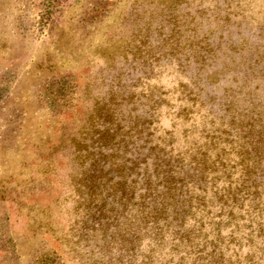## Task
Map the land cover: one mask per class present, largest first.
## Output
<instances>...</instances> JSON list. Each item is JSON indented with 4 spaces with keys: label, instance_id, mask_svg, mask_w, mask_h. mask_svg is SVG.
Listing matches in <instances>:
<instances>
[{
    "label": "rangeland",
    "instance_id": "obj_1",
    "mask_svg": "<svg viewBox=\"0 0 264 264\" xmlns=\"http://www.w3.org/2000/svg\"><path fill=\"white\" fill-rule=\"evenodd\" d=\"M257 54L264 0H0V264L147 263L141 183L97 180V132L189 159Z\"/></svg>",
    "mask_w": 264,
    "mask_h": 264
},
{
    "label": "trees",
    "instance_id": "obj_2",
    "mask_svg": "<svg viewBox=\"0 0 264 264\" xmlns=\"http://www.w3.org/2000/svg\"><path fill=\"white\" fill-rule=\"evenodd\" d=\"M259 56L233 68L243 73L242 82L209 98L214 132L189 159L165 151L150 161L153 148L144 145L138 160L128 143L120 145L118 129L97 132L98 141L107 142L93 154L97 180L129 171L127 203L141 183L137 211L152 255L145 264L166 248L170 258L157 264H264V55ZM120 150L131 156H120Z\"/></svg>",
    "mask_w": 264,
    "mask_h": 264
}]
</instances>
